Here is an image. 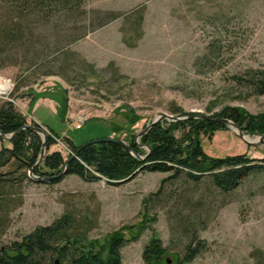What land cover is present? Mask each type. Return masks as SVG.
Instances as JSON below:
<instances>
[{"label": "rangeland", "instance_id": "1", "mask_svg": "<svg viewBox=\"0 0 264 264\" xmlns=\"http://www.w3.org/2000/svg\"><path fill=\"white\" fill-rule=\"evenodd\" d=\"M85 7L118 14L67 47L94 69L75 58L76 69L61 74L64 32L51 28L38 59L10 49L14 45L0 54V84L10 85L0 91V105L11 101L28 124H39L46 134L50 127L76 144L104 137L129 142L161 112L174 114L175 107L182 110L177 116H213L226 106L264 113V94H250L231 78L264 65V0H86ZM215 38L221 48L206 55ZM80 116L86 121L78 128ZM242 131L247 140L263 135ZM200 139L213 157H264V140L247 144L230 126ZM0 142L1 148L12 145L1 137ZM53 151L67 158L71 149L59 137L49 153ZM168 176L139 172L131 181L114 185L66 174L50 183L30 170L24 202L11 213L2 245L73 212L87 220L89 242L99 250L107 247L110 235L123 234L128 241L121 249L122 264H147L145 247L154 239L166 252L161 264H178L186 247H198L199 242L198 254L182 264H264V171L229 192L210 177L195 183L181 176L162 186Z\"/></svg>", "mask_w": 264, "mask_h": 264}, {"label": "trees", "instance_id": "2", "mask_svg": "<svg viewBox=\"0 0 264 264\" xmlns=\"http://www.w3.org/2000/svg\"><path fill=\"white\" fill-rule=\"evenodd\" d=\"M85 2L86 0H0V54L16 49L38 59L43 53L39 46H44L47 40L45 33L55 27L64 32L60 34L64 38L60 50L66 48L63 50L65 56L61 74H66L65 71L71 68L76 69L75 58L81 60V64L87 68L94 69L93 64L81 54L67 47L117 18L118 14L95 10L90 12L86 9ZM143 11L144 7H141L137 18L138 26L143 19ZM54 16L58 18L51 23ZM9 45L14 46L9 49ZM220 48L219 40L215 38L209 42L206 55L216 53ZM231 78L250 94H264V65L233 74ZM172 111L180 114L182 110L175 107ZM213 116L230 118L242 130L251 134H264V113L250 114L240 107L226 106ZM27 124L26 115L17 110L11 101L0 105V130L7 134L15 132L10 141L12 145L0 149V264H122L121 249L128 241L123 234L113 233L107 247L99 250L95 243L89 242L91 227L86 225L87 220H80L73 212H65L51 224L37 226L22 240L2 245L1 239L11 224V213L24 202L23 185L29 180L30 170L48 177L50 183L60 181L66 174L78 175L86 181L105 179L114 185L131 181L139 172L169 173L162 180V186L181 176L195 183L204 177H210L214 185L224 192L236 189L253 173L264 171V157L257 160L246 153L213 157L204 151L200 136L227 126L215 121L198 118L161 121L141 136V143L151 148L149 153L135 142L134 135L129 143L137 154L148 153L144 160L119 143L90 140L76 144L47 126L50 129L47 134V151L40 164L37 162L43 140L37 131L25 128ZM177 132L180 134L177 135ZM59 137H63L70 146L71 152L67 158L60 151L49 153ZM66 163V174L59 176ZM4 168L8 169L1 170ZM161 190L162 188L154 195H159ZM149 199L150 197L146 201ZM195 238L196 232L192 235V239ZM200 245V242L198 247L189 244L185 256L179 259L178 264L193 260ZM165 253L158 240L154 239L145 247L144 257L147 264H161Z\"/></svg>", "mask_w": 264, "mask_h": 264}, {"label": "water", "instance_id": "3", "mask_svg": "<svg viewBox=\"0 0 264 264\" xmlns=\"http://www.w3.org/2000/svg\"><path fill=\"white\" fill-rule=\"evenodd\" d=\"M193 118H198V119H203V120H209V121H215V122H219V123H222V124H225L227 126H230L231 128H233L234 130H237V133L238 135L240 136L241 139H243L247 144H254V143H257L259 141H262L264 140V134L263 135H260V138L259 140H247L245 137L247 135H245L241 129L240 126H238L233 120H231L230 118H227V117H215V116H207V115H204V114H191L189 116H177V115H174V114H169V113H166V112H161L159 115H157L154 120L149 124L147 125L143 130H141L137 136L135 137V142L140 145L141 147H146L147 150H148V153L150 152V147L148 145H145V144H142L139 142V138L145 133L147 132L150 128H152L155 124L161 122V121H164V120H169V121H181V120H187V119H193ZM25 128H31L35 131H37L39 134H41L43 136V145H42V149H41V154H40V159L38 160L37 163H41L45 154H46V151H47V145H46V142H47V134L45 132V129L40 126V125H30V124H27L26 126H24ZM15 135V132L13 133H4L0 130V137L3 138V139H6V140H9L11 141L13 139ZM101 141H113V142H116V143H119L123 146H125L128 150H130L132 152L133 155H135L136 157L144 160L146 159V157L148 156V153L145 154V155H140V154H137L131 144L129 142H127L126 140H123V139H120V138H116V137H104V138H96L94 140H92L91 142H101ZM67 166H68V163L65 164V166L63 167L61 173L59 176H63L66 174L67 172ZM39 180L40 181H46L48 180V177H39ZM168 262H171V259L168 260Z\"/></svg>", "mask_w": 264, "mask_h": 264}, {"label": "bare ground", "instance_id": "4", "mask_svg": "<svg viewBox=\"0 0 264 264\" xmlns=\"http://www.w3.org/2000/svg\"><path fill=\"white\" fill-rule=\"evenodd\" d=\"M9 84L8 83H5V84H0V91H6L9 89ZM237 132V130H235ZM245 138H248V136H246ZM251 138V137H250Z\"/></svg>", "mask_w": 264, "mask_h": 264}, {"label": "built area", "instance_id": "5", "mask_svg": "<svg viewBox=\"0 0 264 264\" xmlns=\"http://www.w3.org/2000/svg\"><path fill=\"white\" fill-rule=\"evenodd\" d=\"M80 117H81V118L77 121L78 124L76 125L78 128L82 127V125H83V124L85 123V121H86V120H85V117H83V116H80Z\"/></svg>", "mask_w": 264, "mask_h": 264}, {"label": "crops", "instance_id": "6", "mask_svg": "<svg viewBox=\"0 0 264 264\" xmlns=\"http://www.w3.org/2000/svg\"><path fill=\"white\" fill-rule=\"evenodd\" d=\"M1 146H2V145H1V142H0V148H1Z\"/></svg>", "mask_w": 264, "mask_h": 264}]
</instances>
